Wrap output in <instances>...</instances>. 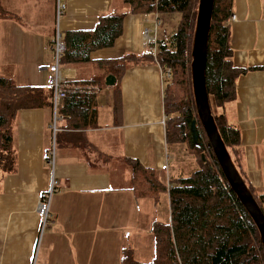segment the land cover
Instances as JSON below:
<instances>
[{
    "label": "crops",
    "instance_id": "1",
    "mask_svg": "<svg viewBox=\"0 0 264 264\" xmlns=\"http://www.w3.org/2000/svg\"><path fill=\"white\" fill-rule=\"evenodd\" d=\"M57 1L2 0L12 17L0 21V59H6L5 51H10L23 60L24 76L35 80L24 85L48 84V67L55 62L52 43L58 30L62 34L92 30L101 15L128 12L123 0H61L66 12L58 24ZM232 16L237 17L235 22L229 21L233 64L247 72L237 78L235 100L217 109V114L239 129L241 146L235 159L244 179L260 196L264 195V0H233ZM157 23L162 22L156 12L128 14L115 46L93 53L92 61L146 53L150 49L147 42L165 41L162 37L168 29L159 30ZM2 31L8 32V38L1 36ZM4 40L8 45L14 42L17 48L9 50ZM35 45L40 55L35 53ZM94 62L62 64L60 70L69 83L94 79L93 73L99 78L111 75L108 68ZM44 68L47 71H42ZM120 86L121 124L114 122L115 88L108 87V120L103 111L105 98L99 101L98 95L100 128L81 133L87 148L57 146V136L54 138L50 128L54 123L50 109L19 115L15 122L18 171L0 178V264H122L126 244L147 236H152L155 248L152 231L158 215L154 202L136 199L129 190L131 171L124 159H138L165 177L174 164L165 139L163 71L157 64L131 66ZM64 124L61 119L59 129ZM52 148L54 164L49 165ZM177 174L168 173V180ZM54 181L49 224L42 230L41 201ZM132 248L134 255L138 246Z\"/></svg>",
    "mask_w": 264,
    "mask_h": 264
},
{
    "label": "trees",
    "instance_id": "2",
    "mask_svg": "<svg viewBox=\"0 0 264 264\" xmlns=\"http://www.w3.org/2000/svg\"><path fill=\"white\" fill-rule=\"evenodd\" d=\"M200 1L123 0L128 12L101 15L94 29L63 34L67 51L62 64H89L94 62L91 59L93 53L115 46L123 35L128 14L179 13L183 18L172 38L159 43L156 56L149 49L142 55L127 54L118 59L94 62L102 69L108 68L110 76L116 79L115 125L121 124L120 85L129 67L159 65L164 75L167 150L171 153L172 147L185 146L182 149L186 153L184 156H192L198 165V169L187 177L166 180L161 171L145 166L138 159H124L131 171L129 190L136 199H151L157 204L161 194L168 193L171 224L155 225L152 231L155 255L151 262L137 261L132 251L124 250L122 264H264L263 239L259 230L229 185L198 117L192 64ZM232 4L233 0H214L213 4L205 83L214 110L223 109L235 100L237 78L247 72L233 64L229 22ZM10 17L12 15L0 0V21ZM98 83L92 79L70 82L72 92L59 108L65 124L56 135L57 146L88 147L81 133L100 128ZM40 109L54 110L53 92L48 84L45 87L18 85L0 77V178L18 171L14 123L22 112ZM212 114L231 161L264 214V195L255 194L235 159L241 146L239 129L230 125L223 114H214L213 110ZM182 150L178 152L179 157ZM42 201L47 202L46 196Z\"/></svg>",
    "mask_w": 264,
    "mask_h": 264
},
{
    "label": "water",
    "instance_id": "3",
    "mask_svg": "<svg viewBox=\"0 0 264 264\" xmlns=\"http://www.w3.org/2000/svg\"><path fill=\"white\" fill-rule=\"evenodd\" d=\"M213 4L214 0H201L199 4V14L193 46L194 59L192 64L195 103L199 120L207 134L216 159L222 168L229 185L258 228L263 239L264 250V214L256 204L253 196L248 190L247 185L231 161L229 153L215 125L210 105V98L206 89L205 69L207 64V48L212 21ZM107 83L109 87L115 86V77L110 76L107 79ZM194 127H196V123L194 124Z\"/></svg>",
    "mask_w": 264,
    "mask_h": 264
},
{
    "label": "rangeland",
    "instance_id": "4",
    "mask_svg": "<svg viewBox=\"0 0 264 264\" xmlns=\"http://www.w3.org/2000/svg\"><path fill=\"white\" fill-rule=\"evenodd\" d=\"M43 18H45V20L48 18L47 10L44 11ZM182 19H183L182 15L179 13L160 15V20L162 23H160V25L158 26L159 30L168 29V32L166 33L165 37H162V38L167 41L170 40L172 36L178 31ZM1 36L3 38L4 37L8 38L9 34L6 31H2ZM13 37L14 36H11V38ZM21 38L25 39L24 35ZM4 43H5L6 48H8L9 50H15L17 48L14 42L8 45V43L4 40ZM40 52L41 51L38 49V46L35 45V53L37 55H40ZM5 53L7 54V58L6 59L3 58L2 62L0 59V77L11 79L13 82L17 83L18 85H24L26 84V82L28 83L35 82V80L30 78L29 76H24L27 73V71L23 72V68H22L23 60L20 57L12 56L10 51H5ZM63 68H65V66ZM42 71H47V69L44 68ZM31 77H34V76H31ZM91 77L94 78L92 80L99 81L98 84H100V86H97L100 89L98 90L99 91V94H98L99 101L100 99L103 100V98H105L104 103H106V107H103L104 108L103 111H104L105 121H107L108 120L107 114H106L107 109H108V112H110L111 110L110 103H109L110 98H111V93L108 90L109 85H107L108 84L107 79L110 76L99 78V77H95V74L93 73ZM66 80H69V79H66ZM70 80L72 81L73 79H70ZM46 84H44V86H46ZM107 106L109 108H107ZM212 110L214 114L217 113V109L214 110L212 108ZM16 123H14V127H16L15 126ZM176 147H178V150H182L185 148V146H175L171 148V154H174V158L172 157L173 158L172 163L174 164H172V167L170 168V170L166 172V180L168 179V173L172 174L178 171V174L181 173L182 174L181 176L187 177L191 174L192 171L198 169L196 159H194L192 156H189V157L184 156L186 155L184 150L181 151L180 157H177L176 152L178 150H176ZM53 153H54V150L52 148V151L49 154L53 157ZM178 174L171 175V176L178 177L179 176ZM152 201L154 202V200ZM154 204H153V209H156L155 213H157L158 215L157 223L162 224V225H170L171 224V213H170V204H169V198H168L167 193L161 194V197L159 198L157 206H154ZM151 239H152V236L151 237L147 236L146 238L135 240L133 241V243L126 244L125 249L127 250L131 248L130 251H132L133 250L132 247L138 246V249L135 250V253L133 255L135 257V260L140 261L142 263H149L154 258V250H155V248H153L154 245Z\"/></svg>",
    "mask_w": 264,
    "mask_h": 264
},
{
    "label": "built area",
    "instance_id": "5",
    "mask_svg": "<svg viewBox=\"0 0 264 264\" xmlns=\"http://www.w3.org/2000/svg\"><path fill=\"white\" fill-rule=\"evenodd\" d=\"M66 12V6L61 3V0L57 1V9H56V17H57V22L59 24L60 19L65 15ZM232 21H236L237 17L232 16L231 17ZM160 25V23H157V27ZM158 45L156 42H147V46H150V49L153 51L154 55H157L158 52ZM52 50L54 52L55 56V62L54 64L49 68V71L51 73V77L48 80V86L53 92V103H54V123L51 125V130L53 132L54 138L56 136V133L59 131V126L58 122L63 119L62 117L60 118L58 116L59 114V108L66 98V96L72 92V86L70 85L69 82H67L61 73L60 66L62 64V59L67 51L66 44L64 42L63 34L58 30L53 43H52ZM170 75V71L168 72ZM49 165L54 164V158L49 155L48 159ZM57 182H53L52 190L49 194L45 195L47 198V202L41 201V206H40V213L43 217L42 221V226L41 229L44 230L47 225L49 224V218H50V211H49V206H50V201H51V196L53 195L55 186Z\"/></svg>",
    "mask_w": 264,
    "mask_h": 264
},
{
    "label": "bare ground",
    "instance_id": "6",
    "mask_svg": "<svg viewBox=\"0 0 264 264\" xmlns=\"http://www.w3.org/2000/svg\"><path fill=\"white\" fill-rule=\"evenodd\" d=\"M54 182H56V181H54Z\"/></svg>",
    "mask_w": 264,
    "mask_h": 264
}]
</instances>
